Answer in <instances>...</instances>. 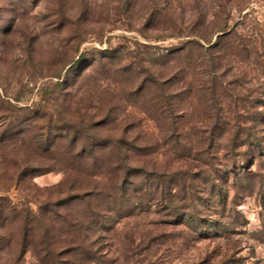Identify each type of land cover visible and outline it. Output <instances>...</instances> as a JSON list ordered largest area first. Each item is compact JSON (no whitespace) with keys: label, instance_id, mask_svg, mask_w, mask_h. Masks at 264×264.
Returning a JSON list of instances; mask_svg holds the SVG:
<instances>
[{"label":"rangeland","instance_id":"obj_1","mask_svg":"<svg viewBox=\"0 0 264 264\" xmlns=\"http://www.w3.org/2000/svg\"><path fill=\"white\" fill-rule=\"evenodd\" d=\"M192 29L224 35L210 56L187 54ZM257 112L264 118V0H0V233L15 231L7 198L20 214L30 210L33 243L37 213L52 234L73 231L69 219L85 204L51 203L71 183L85 185L80 167L68 180L67 155L87 132L97 150L116 141L154 174L149 181L172 187L164 203L139 188L145 204L134 212L129 191L131 201L82 228L114 264H264V150L248 148L254 134L245 130ZM255 132L264 148V124ZM133 175L137 187L148 176ZM184 211L201 220L188 224ZM6 239L0 248L14 256L18 236ZM35 247L17 264H36Z\"/></svg>","mask_w":264,"mask_h":264},{"label":"trees","instance_id":"obj_2","mask_svg":"<svg viewBox=\"0 0 264 264\" xmlns=\"http://www.w3.org/2000/svg\"><path fill=\"white\" fill-rule=\"evenodd\" d=\"M195 28V27H194ZM208 30V28H205ZM225 26H220L218 30H225ZM201 30V29H200ZM197 30L190 31L188 35H191L188 40L185 41L184 46L181 47V51L185 49V53L189 54L193 48H198L205 50L206 53L210 56L212 49L217 45L220 39L223 37V33L217 34V39L212 40L211 33H206V30ZM203 41L208 43L207 45L203 44ZM86 52H82L77 62H80L85 57ZM211 62V58H209ZM153 82L162 84L163 87L167 84V81L159 82L158 78H154ZM210 98H214V93L212 91L209 92ZM164 97V96H163ZM165 99L166 95H165ZM168 106L165 108L169 112L175 111L178 107L174 106L170 102H167ZM162 109H164L162 104ZM218 114V113H217ZM258 117L250 123L245 130H250L253 135L254 144L250 143L248 148L258 149L261 154L264 150L261 143V137H259L255 130L259 125L264 124L263 114L261 112H257ZM88 118V117H87ZM84 123V119L81 120ZM92 123V121H88V124ZM85 124V123H84ZM218 124V123H217ZM83 127V126H82ZM84 128V127H83ZM208 134L204 136L205 146L204 151L208 154L212 150L214 146V142L216 139L215 133L211 130H214V126L211 124L210 128L207 129ZM238 133V130L235 131V134ZM44 135V134H43ZM236 136V135H235ZM79 135H74L72 140L75 142L79 139ZM39 143L49 142L48 135L45 138L42 136L36 137ZM235 141V138H234ZM96 137L91 141V135L89 133H84L82 135V149L79 151L71 150L68 153L69 160V174H67V178L69 180L70 175H72V171L76 168L83 171L85 173L87 181L85 185L76 188L75 183H71L68 186L67 191L63 197L58 198L55 202L51 203L52 206L55 207V204H62L64 200L72 201V200H80L85 204L86 213L84 215L74 218V221L69 219L70 223H73V231L70 229L64 230L60 233H56L55 235L51 233L50 222L45 221L42 214L37 213V219H39L40 223V241L37 243H33V240L36 235V226L33 224L32 214L29 209L25 210L22 214L17 210L16 204L11 203V200L6 199V205L4 207L5 210L12 214V217L16 223L15 231H7L4 232L1 230L0 233V242L3 239L10 242L15 239V236H18L17 240V248L16 254L14 256L10 255L7 251L0 248V264H17L25 252L28 250L29 245H41V247L33 248V253L36 258V264H114L115 258L110 257L107 252H104L99 245H96V238L93 236H89L88 233L81 234L82 228L91 229L94 225L101 224L103 222V217L106 214L112 212V205L124 203V201H131L128 198L129 191L135 194L136 199L132 200V212H134L140 205H144V199H142L141 195L138 193V189L140 188V193L144 191H151L155 196L156 200H160L161 203H164L168 197H166V192L169 190L171 192V186L168 188L165 187L164 183H156V181H149L153 177V173L147 170L143 166H139L136 164V159L134 155L130 154L128 150H123V148L113 140L108 141L107 144H113V148L107 150L106 152L97 150L96 148ZM132 144L134 143L131 141ZM248 153L245 158H249L253 156L255 157V153H251L250 150L246 151ZM251 158V159H252ZM80 167V168H79ZM156 172V171H153ZM139 173H143L146 176L144 179L143 186L140 187L134 186V175L138 176ZM133 184V185H132ZM61 184H59L60 186ZM193 195L190 198L195 202ZM154 198V197H153ZM128 199V200H126ZM108 201L109 207H102V201ZM169 204L174 208H179L180 204L176 201V198L169 199ZM220 204H223L222 202ZM106 208V209H105ZM181 208V207H180ZM179 208V209H180ZM188 209H194V207H187ZM224 210V204L221 208L218 209ZM106 210V211H105ZM181 210V209H180ZM221 212V211H220ZM130 214V213H129ZM179 214L181 212L179 211ZM218 214V213H217ZM190 215L187 219L188 224H194L201 220V217L198 215V211L192 213H188V211H184L183 216ZM65 218V217H64ZM105 222V221H104ZM210 222V220H208ZM78 224V226H77ZM77 227V228H76ZM2 228V227H1ZM38 228V227H37ZM80 230V232H76V230ZM86 230V231H87ZM73 232V233H72ZM10 233V234H8ZM80 245V246H74ZM3 250V251H2ZM74 252L76 254L80 253V257L76 260L70 258V256H74ZM3 254H9L11 259L7 261L4 258ZM5 259V260H4Z\"/></svg>","mask_w":264,"mask_h":264}]
</instances>
